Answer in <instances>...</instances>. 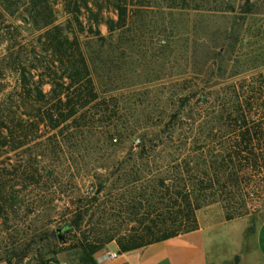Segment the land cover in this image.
<instances>
[{
  "label": "rangeland",
  "instance_id": "rangeland-1",
  "mask_svg": "<svg viewBox=\"0 0 264 264\" xmlns=\"http://www.w3.org/2000/svg\"><path fill=\"white\" fill-rule=\"evenodd\" d=\"M150 1L154 7L130 11L125 27L109 36L105 22L117 19L112 4L88 0L92 15L81 9L83 31L70 28L92 69L99 105L86 114V122L98 129L56 148V156L49 148H32L44 157L37 166V184L7 169L5 182L19 200L0 215V264L8 258L12 264H81L87 241L123 238L142 230L141 221L159 224V211L147 216L140 209L134 217L126 205L146 185L144 180L157 174V167L150 165L149 175L142 168L146 174L137 183H131L132 162L121 171L116 167L128 155L136 156L143 139H189L207 143L216 154L223 140L237 136L234 120L239 125L245 119L248 126H259L256 154L264 157V0H249L250 5L247 0H206L200 12L169 10L161 0ZM29 2L0 3V66L6 70L0 75V108L13 105L17 114L22 112L15 108L18 103L2 102L18 88L14 62L29 67L49 59L41 52L42 31L22 22L28 19ZM49 2L55 23L70 27L72 17L63 0ZM96 30L104 41L94 36ZM237 104L241 111L235 113ZM114 126L122 136L109 142L104 133ZM154 153L157 157L159 151ZM236 173L230 193H208L195 212L198 229L221 235L220 252L226 257L235 251L237 239V234H226L238 233L249 246L264 218V161L236 163ZM105 178L108 186L95 202L94 193ZM111 245L118 249L116 241L105 249Z\"/></svg>",
  "mask_w": 264,
  "mask_h": 264
},
{
  "label": "trees",
  "instance_id": "trees-1",
  "mask_svg": "<svg viewBox=\"0 0 264 264\" xmlns=\"http://www.w3.org/2000/svg\"><path fill=\"white\" fill-rule=\"evenodd\" d=\"M8 1L0 0V3ZM109 1L117 18L107 19L105 22L109 36L125 27L130 11L140 13L155 5L150 0ZM63 2L72 17L70 27L55 23L49 0H30L28 19L21 18L23 23L42 31L41 38L44 41L41 52L49 59L45 62L36 60V64L29 67L19 60L13 64L19 77L18 88L15 94L13 92L6 96L2 102L18 103L19 106L15 108L22 109V112L17 114L11 108L13 105L9 108L8 104L5 109L0 108V215L11 211L19 200L18 192L5 182L4 175L8 168L30 184H37L41 180L37 166L43 162L44 157L43 153H33L32 148H49L48 151L56 156V148L61 149L63 144H71L74 140L77 142L78 135L98 129L86 122V114L99 105L92 69L79 38L70 30L72 27L77 32H82L81 9L88 11L89 15H92V10L88 6V0ZM161 2L169 10L192 9L200 12L205 7L206 0ZM247 5H250L249 0ZM92 19L96 25L99 23L97 19ZM94 36L104 41L98 30L94 32ZM4 71L6 70L0 66V75ZM35 77L36 80H33ZM44 85L50 86L48 92H44ZM238 111H241L239 104L235 107V113ZM238 121L236 118L233 122L238 126L237 136L233 141L223 140L216 154H213V148H209L207 143L199 144L189 139H143L135 157L128 155L125 160L117 162V171H121L126 163L132 162L129 168L130 175L133 176L131 183L144 179L146 173L142 168L148 169L146 175H149V166L153 164L152 166L157 167V174L151 179L146 178V185L138 190L137 195H131L126 205L134 217H137L140 209H144L147 216L159 211L160 222L157 224L150 220L148 224H144L141 221L140 225H144L142 230L120 239L103 236L92 242L87 241L82 247L81 264H97L95 256L112 241L117 242L120 253H127L197 230L195 212L203 206L202 199L210 192L215 195L232 191L229 185L237 178L236 163L243 162L252 166L264 161L263 154H256L257 146L261 145V140L257 137V134H262L259 126L250 127L245 119H241V124L237 125ZM104 134L109 142L116 140L115 136H122L117 126L108 128ZM157 150L159 153L154 157ZM161 152L166 155L161 157ZM191 163L194 165L191 166ZM108 183V178L99 182L93 201H98ZM82 219V215L78 216L79 221ZM237 261L238 258H235L234 264ZM1 264H12V260L8 258Z\"/></svg>",
  "mask_w": 264,
  "mask_h": 264
},
{
  "label": "crops",
  "instance_id": "crops-1",
  "mask_svg": "<svg viewBox=\"0 0 264 264\" xmlns=\"http://www.w3.org/2000/svg\"><path fill=\"white\" fill-rule=\"evenodd\" d=\"M207 231L199 228L127 253H120L111 245L98 253L95 261L97 264H224L238 258L236 264H264V218L255 226L249 246H245L243 236L238 233L226 234H237L231 257L220 252L221 235H210ZM107 252H117L118 256L108 259Z\"/></svg>",
  "mask_w": 264,
  "mask_h": 264
},
{
  "label": "built area",
  "instance_id": "built-area-1",
  "mask_svg": "<svg viewBox=\"0 0 264 264\" xmlns=\"http://www.w3.org/2000/svg\"><path fill=\"white\" fill-rule=\"evenodd\" d=\"M118 256L117 252H107L106 257L108 259H115Z\"/></svg>",
  "mask_w": 264,
  "mask_h": 264
}]
</instances>
